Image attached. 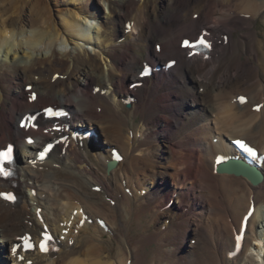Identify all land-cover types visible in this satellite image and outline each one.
<instances>
[{"label":"bare ground","instance_id":"1","mask_svg":"<svg viewBox=\"0 0 264 264\" xmlns=\"http://www.w3.org/2000/svg\"><path fill=\"white\" fill-rule=\"evenodd\" d=\"M105 1L109 15L99 26L88 20L93 0H0V148L17 144L22 173L16 194L23 203H7L1 194L11 191L10 184L0 183V263L17 264L20 253L12 249L28 233L40 237L45 225L60 233L61 222L69 229L78 209V220L85 213L93 224L72 228L80 229L78 236L73 244L61 242L58 253L28 260L145 264L141 249L156 244L149 264H264V166H248L222 134L231 140L242 134L264 153V33L255 27L257 20L264 25V0ZM203 30L217 38L215 49L209 58H190L180 42ZM83 42L99 55L82 53ZM70 44L75 51H65ZM102 54L105 71L97 62ZM20 56L29 64L21 65ZM171 58L178 63L168 73L130 88L143 63ZM31 93L37 95L33 103ZM241 95L249 103H238ZM49 105L69 110V132L19 128L24 115ZM79 128L96 135L81 139ZM68 134L65 152L58 144L47 160L37 161L46 142ZM29 136L36 137L34 145ZM222 155L236 157L219 164ZM261 157H253L258 165H264ZM241 171L262 174L263 181L254 183ZM90 228L93 234L83 237ZM132 230L139 237L131 239Z\"/></svg>","mask_w":264,"mask_h":264},{"label":"rangeland","instance_id":"2","mask_svg":"<svg viewBox=\"0 0 264 264\" xmlns=\"http://www.w3.org/2000/svg\"><path fill=\"white\" fill-rule=\"evenodd\" d=\"M166 2V1H165ZM164 2V5H166V6H168L167 5V3H165ZM93 3H95V5H92V8L94 9V11L91 13L92 15H90V17H89V21H91L92 23H94V24H97V25H99V26H101V23H102V21L104 20V18L106 19L107 18V16L109 15V10H108V8H107V3H106V1L105 0H93ZM152 9H153V7H152ZM54 13V12H53ZM98 14H99V17H98ZM54 17H56V15H53ZM103 17V18H102ZM255 27H256V29H257V31H260L261 33H264V25H263V22H262V20H257V22L255 23ZM261 36H262V38H264V35H262L261 34ZM235 37H239V32H236L235 33ZM71 42H73V43H75V44H79V45H81V42H79V41H76V40H71ZM152 46H153V43H152ZM82 47H83V51H81L82 53H84V52H87V54H90L91 56H96V55H99L98 53H100L99 52V50H98V48H96L95 47V45H89V44H86L85 42H83V44H82ZM65 50V49H64ZM75 51V49H74V46L72 45V44H70V45H68L67 47H66V50L65 51H67V52H72V51ZM39 57L38 58H43V57H45V54L43 53L42 55H38ZM2 58V57H1ZM17 61L18 62H22V56H20L18 59H17ZM97 62L101 65V67H102V69L105 71V70H107V68H108V61H107V57H105V55H103L102 54V56H100V57H98L97 58ZM0 63H2V61H1V59H0ZM29 64V60L26 58V57H23V62H22V64L21 65H23V66H25L26 64ZM162 63H164V61H162ZM43 68H44V66H42ZM57 69H60L61 68V66H57L56 67ZM201 93H203V92H201ZM226 98H228V97H226ZM230 98V97H229ZM214 114H216V113H214ZM218 114V113H217ZM141 116H140V118L138 119V121H140L141 120ZM213 120H214V118H212ZM238 122V121H237ZM14 124V123H13ZM219 124V123H218ZM216 128H215V132H214V134L215 135H217V136H219L218 134L219 133H221L220 131H221V129H217V126H215ZM218 130V131H217ZM128 131V130H127ZM129 133V132H128ZM131 133V138H133V135L134 134H132V132H130ZM98 134H99V137H100V134H101V130L99 129L98 130ZM222 134H224L225 135V137L227 138L226 140L228 141H230V135L228 134V133H222ZM239 134H241L240 132H239ZM233 135V134H232ZM235 136V135H234ZM240 136H242V134L240 135ZM101 143L103 142L104 143V136H102V134H101ZM228 141V142H229ZM155 144H159L160 143V139H157L156 140V142H154ZM103 146L105 147V148H107L108 146H107V144H106V146H105V144H103ZM103 147V149H105ZM157 165H160V163L159 164H157ZM129 189H131V188H129ZM241 189V188H240ZM240 192V191H239ZM239 192H236V195H238L237 193H239ZM240 195V194H239ZM57 204V203H56ZM232 205V204H231ZM100 209H103V206L100 208ZM169 223V221L167 222V224ZM255 226H257V224H255ZM153 229H154V226H152L150 229H149V233L150 232H152L153 231ZM93 232H94V229L93 228H90L87 232H83V234H85V233H87V234H85V236H83V237H86V236H91L92 234H93ZM113 232V231H112ZM133 233V234H132ZM147 232H145V234H146ZM79 234V233H78ZM78 234H74L76 237L78 236ZM107 235H112V236H116L117 234H115V233H107ZM130 235H131V239H134V238H137V237H139V233L136 231V230H132V231H130ZM75 241V240H74ZM74 241L73 242H71V243H74ZM193 241L194 240H192L191 242H192V244H193ZM195 245V244H194ZM260 245V244H259ZM155 246H156V244H152V245H150V246H147L146 247V249H141V252H142V256H143V258H144V263L145 264H149V260L151 259V257L153 256V252H154V249H153V247L155 248ZM260 246H262V245H260ZM252 253L254 254V256H257V253L256 252H254V251H252ZM147 259V260H146ZM257 260H263V259H257Z\"/></svg>","mask_w":264,"mask_h":264},{"label":"snow or ice","instance_id":"3","mask_svg":"<svg viewBox=\"0 0 264 264\" xmlns=\"http://www.w3.org/2000/svg\"><path fill=\"white\" fill-rule=\"evenodd\" d=\"M198 44L199 45H202V46H205V47H211V45L206 41V40H204V39H200L199 41H198ZM185 45L186 46H188V47H194V46H196V45H192V44H190L188 41H185ZM33 99H35V96H33ZM241 102H244V98L242 97L241 98ZM48 113H49V115H60L59 113H53L52 112V110L51 109H49L48 110ZM26 126V125H25ZM29 143H32V141L31 140H29ZM236 143L245 151V152H247L249 155H251V156H253V157H255L256 155H257V153H256V151L253 149V148H251L250 146H248L245 142H243V141H236ZM11 153H12V149L11 148H9L7 151H5V152H0V162H2V161H4V160H6V161H8L9 163H11ZM44 156H45V153H41V158L43 159L44 158ZM0 174H5V175H7V173L5 172V170H4V168L3 167H0ZM3 195H5V198L6 199H9V200H15L16 198H15V196H12V195H10V194H3ZM44 239H43V241L41 242V245H40V247H41V250L42 251H45V252H47L49 249H48V247H47V245H48V243L50 242V241H52V236L51 235H49L47 232H45L44 234ZM26 243H27V241H26ZM29 247H32V245L29 243V245H28ZM21 259H23V258H21Z\"/></svg>","mask_w":264,"mask_h":264},{"label":"water","instance_id":"4","mask_svg":"<svg viewBox=\"0 0 264 264\" xmlns=\"http://www.w3.org/2000/svg\"><path fill=\"white\" fill-rule=\"evenodd\" d=\"M242 174L246 177H249L254 183H258L262 181V176L261 175H256L255 177H251L249 174H246L245 171H241ZM236 173H238V171H236Z\"/></svg>","mask_w":264,"mask_h":264}]
</instances>
